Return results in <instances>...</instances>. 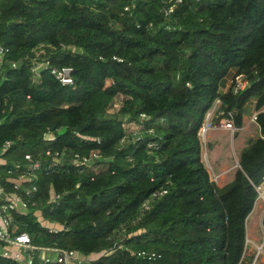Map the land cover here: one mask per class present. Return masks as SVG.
Here are the masks:
<instances>
[{
	"label": "trees",
	"instance_id": "trees-1",
	"mask_svg": "<svg viewBox=\"0 0 264 264\" xmlns=\"http://www.w3.org/2000/svg\"><path fill=\"white\" fill-rule=\"evenodd\" d=\"M134 2L125 12L129 0H0V148L11 141L0 173L28 153L44 160L48 148L100 153L95 169L67 163L39 179L38 207L63 230L48 232L29 209L16 215L20 231L37 244L103 253L84 264H242L264 138L248 142L218 186L198 130L216 99L214 117L230 111L236 128L249 102L264 106V0H182L168 16L160 0ZM33 61L71 67L73 84L47 68L35 77ZM230 72L249 79L237 93L220 90ZM140 113L150 121L135 139L124 126ZM256 122L264 136V112ZM50 186L60 194L52 210Z\"/></svg>",
	"mask_w": 264,
	"mask_h": 264
},
{
	"label": "built area",
	"instance_id": "built-area-1",
	"mask_svg": "<svg viewBox=\"0 0 264 264\" xmlns=\"http://www.w3.org/2000/svg\"><path fill=\"white\" fill-rule=\"evenodd\" d=\"M135 0H129L123 10L130 12L135 6ZM182 2V0H160L161 11L165 16H168L174 11V9ZM7 52L6 48L0 46V60ZM118 62H122L123 59L117 56H112ZM2 61V60H1ZM12 67H16L14 61L11 62ZM38 68H47L50 74L61 85L73 84L72 68L69 66L55 67L51 66L48 61L43 63H35L31 68L32 72H36ZM37 77V74H34ZM38 79V78H37ZM35 79V80H37ZM249 83V79L246 75L236 74L229 78V84L227 89H230L233 93L245 88ZM220 101L216 99L211 108L205 115L203 124L198 130V137L203 147V140L209 128H211V117L215 115V111L219 108ZM117 107V104H114ZM259 112H264V106L254 111L250 121L257 125V115ZM140 121L138 123H128L124 126L126 130L135 133V139H139L141 129L148 124L150 118L145 113H140ZM218 125L225 130L234 132L237 128L234 125L233 113L228 111L227 113H221V117L218 119ZM258 126V125H257ZM259 128V126H258ZM149 132L153 133V129L150 127ZM260 137L264 138L260 133ZM85 139H91L83 137ZM48 141H53L52 136H48ZM98 143L99 140H96ZM11 141L6 140L0 148V166H6L7 162L4 158V153L10 148ZM147 147L158 148V143L148 142ZM24 162H13L10 167L5 168L4 177L0 173V259H4L18 264H84L88 261L95 260L100 255L89 254L84 255L81 252L74 249L60 248L55 245H42L33 241V238L25 231H20L19 222L16 220L17 214H26L29 209H33L34 216L39 225L48 230L50 233H56L64 229L63 225L57 222L50 221L42 214V210L38 207V182L41 175L49 174L54 171L62 169L67 163L73 167L78 173L85 171V169H95L99 166L100 153L97 150H91L88 153L73 152L68 155H64L62 151L56 149H46L45 158H35L31 154L24 155ZM68 170V169H67ZM217 176H213V181ZM4 183L9 186L5 188ZM257 192V199H262L264 202V176L262 182L259 185L254 186ZM166 192L165 189H159L152 192L150 198L144 200L140 209L145 210L148 208L150 199L158 197ZM60 198V194L53 190L50 186L48 193V200L46 206L48 210H52L54 205L57 204ZM141 257L148 259H154L156 254L154 252L140 251L137 253Z\"/></svg>",
	"mask_w": 264,
	"mask_h": 264
},
{
	"label": "rangeland",
	"instance_id": "rangeland-1",
	"mask_svg": "<svg viewBox=\"0 0 264 264\" xmlns=\"http://www.w3.org/2000/svg\"><path fill=\"white\" fill-rule=\"evenodd\" d=\"M231 75L232 72L227 75L225 86L229 84ZM226 89L227 87L223 90ZM254 111V101H251L245 106L242 126L234 132L222 129L218 125V119L213 115L211 117V128L208 129L203 140V147H201V160L211 179L213 180L214 175L217 176L214 182L218 186L230 181L238 167L240 151L247 146L249 141L260 136L258 126L250 121ZM263 211L264 202L256 198L245 223L246 246L242 264H264V229L261 223ZM260 248L261 250L258 251ZM250 257L251 260H249Z\"/></svg>",
	"mask_w": 264,
	"mask_h": 264
},
{
	"label": "crops",
	"instance_id": "crops-1",
	"mask_svg": "<svg viewBox=\"0 0 264 264\" xmlns=\"http://www.w3.org/2000/svg\"><path fill=\"white\" fill-rule=\"evenodd\" d=\"M227 86H228V85H226V86H225V88H226ZM225 88H224V87H223V88H221V89H222V91H224L223 89H225ZM231 179H232V178H231ZM231 179H230V180H231Z\"/></svg>",
	"mask_w": 264,
	"mask_h": 264
},
{
	"label": "water",
	"instance_id": "water-1",
	"mask_svg": "<svg viewBox=\"0 0 264 264\" xmlns=\"http://www.w3.org/2000/svg\"><path fill=\"white\" fill-rule=\"evenodd\" d=\"M237 165L239 166V163L237 162ZM263 213H264V211H263Z\"/></svg>",
	"mask_w": 264,
	"mask_h": 264
},
{
	"label": "bare ground",
	"instance_id": "bare-ground-1",
	"mask_svg": "<svg viewBox=\"0 0 264 264\" xmlns=\"http://www.w3.org/2000/svg\"><path fill=\"white\" fill-rule=\"evenodd\" d=\"M261 250V248L260 249H258V251H260Z\"/></svg>",
	"mask_w": 264,
	"mask_h": 264
}]
</instances>
